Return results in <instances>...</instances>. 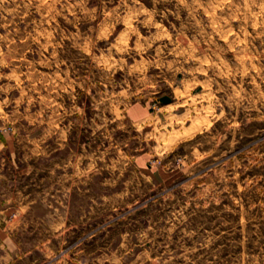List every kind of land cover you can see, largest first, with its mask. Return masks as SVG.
Masks as SVG:
<instances>
[{
    "label": "rangeland",
    "instance_id": "1",
    "mask_svg": "<svg viewBox=\"0 0 264 264\" xmlns=\"http://www.w3.org/2000/svg\"><path fill=\"white\" fill-rule=\"evenodd\" d=\"M55 175L35 264H264V0H0V191Z\"/></svg>",
    "mask_w": 264,
    "mask_h": 264
},
{
    "label": "crops",
    "instance_id": "2",
    "mask_svg": "<svg viewBox=\"0 0 264 264\" xmlns=\"http://www.w3.org/2000/svg\"><path fill=\"white\" fill-rule=\"evenodd\" d=\"M137 107L135 104L131 106L133 109ZM47 182H44V186L40 184L38 196L33 197H30V190L22 188L28 183L17 186L22 189L11 192L7 198V194L0 191V195H3L0 197V264L37 263L39 257L32 253L42 244L49 243L52 236L72 226V214L67 209L72 205L69 200H72L71 196L76 197L84 191L87 194L89 188L62 187L58 184V176ZM35 209L39 211L36 213Z\"/></svg>",
    "mask_w": 264,
    "mask_h": 264
},
{
    "label": "water",
    "instance_id": "3",
    "mask_svg": "<svg viewBox=\"0 0 264 264\" xmlns=\"http://www.w3.org/2000/svg\"><path fill=\"white\" fill-rule=\"evenodd\" d=\"M160 100L161 101H169L170 97L168 95H162V96H160Z\"/></svg>",
    "mask_w": 264,
    "mask_h": 264
}]
</instances>
